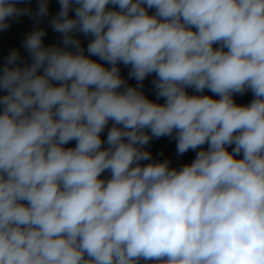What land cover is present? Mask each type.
I'll use <instances>...</instances> for the list:
<instances>
[{"label": "clouds", "instance_id": "9594fccd", "mask_svg": "<svg viewBox=\"0 0 264 264\" xmlns=\"http://www.w3.org/2000/svg\"><path fill=\"white\" fill-rule=\"evenodd\" d=\"M24 3L0 0V32L37 25L0 67V264H264V0H59L47 46Z\"/></svg>", "mask_w": 264, "mask_h": 264}, {"label": "crops", "instance_id": "0c3cea01", "mask_svg": "<svg viewBox=\"0 0 264 264\" xmlns=\"http://www.w3.org/2000/svg\"><path fill=\"white\" fill-rule=\"evenodd\" d=\"M37 7L32 8L34 11L36 10ZM58 9L55 7H49V14L51 16L55 15ZM150 14L154 12V9L149 10ZM70 16H73L74 13H69ZM32 20L29 17H21L18 21L13 22L12 26L10 29L0 32V67L3 65L4 57L8 55V53L12 49H18L21 57L24 58L25 60H29L28 54L26 53L25 49L23 48V44L21 43H15L14 37L15 33L17 31L18 26L21 23L28 22ZM82 39V45L86 48L88 39L81 37ZM59 42V34L53 32L51 36L47 37L44 39L45 46L51 45L53 43H58ZM87 54V53H86ZM93 59H97L96 57H92ZM30 62V61H29ZM107 66V65H105ZM121 68V75L127 78L129 68L124 67L122 64L120 65ZM155 78V74L150 75L145 79L144 83V89L143 91L145 94L149 97V99L156 100L154 91H153V86H152V80ZM128 83L132 86L136 84V81L134 79H130ZM209 94V91H207ZM4 93L0 92V95H3ZM253 99V98H252ZM251 99V100H252ZM158 103H163V99L157 101ZM250 103V102H249ZM111 126V122L109 124V127ZM102 138L106 139V131L105 133H102ZM75 146V141L71 142L69 145H66L65 147H74ZM206 147V146H205ZM148 150L152 153L153 157L155 159H164L167 158L171 161V166L172 167H180L186 163H191L194 158L196 153L192 150H189L187 153H185L182 156H178L176 154V142L174 140H170L168 137H161L159 139H153L150 144L148 145ZM163 153V156L158 155L159 153ZM104 176L109 175L107 172L103 174Z\"/></svg>", "mask_w": 264, "mask_h": 264}, {"label": "built area", "instance_id": "2783aa9c", "mask_svg": "<svg viewBox=\"0 0 264 264\" xmlns=\"http://www.w3.org/2000/svg\"><path fill=\"white\" fill-rule=\"evenodd\" d=\"M59 9L56 11L58 12ZM70 13H73V12H70ZM51 15H49V17H46L44 18L41 23L38 25L39 27H42V28H45L46 29V32H47V35L44 37L47 38L49 36H51V34L53 33V30L52 28L50 27L48 21L50 19ZM34 26H37L35 21L32 19L28 22H24V23H21L18 28H17V31L15 33V37H14V41L15 43H21L23 42L24 38L26 37V35L33 29ZM189 91V94H196V93H193V91L191 89H188ZM205 95H212V94H209L207 92V90H205ZM218 98V97H216ZM253 98L252 96V93L249 91V92H246L243 96H240V95H236L234 97V99L236 100V102L238 104H242V105H245V104H248L251 99Z\"/></svg>", "mask_w": 264, "mask_h": 264}, {"label": "water", "instance_id": "95a60500", "mask_svg": "<svg viewBox=\"0 0 264 264\" xmlns=\"http://www.w3.org/2000/svg\"><path fill=\"white\" fill-rule=\"evenodd\" d=\"M39 0H25V3L22 6H35L37 7ZM49 7H55L56 9L60 8L59 0H48Z\"/></svg>", "mask_w": 264, "mask_h": 264}, {"label": "rangeland", "instance_id": "374dc122", "mask_svg": "<svg viewBox=\"0 0 264 264\" xmlns=\"http://www.w3.org/2000/svg\"><path fill=\"white\" fill-rule=\"evenodd\" d=\"M31 8H34L35 6H30Z\"/></svg>", "mask_w": 264, "mask_h": 264}]
</instances>
